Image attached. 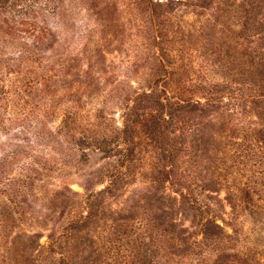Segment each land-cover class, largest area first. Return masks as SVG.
<instances>
[{"label": "rangeland", "instance_id": "rangeland-1", "mask_svg": "<svg viewBox=\"0 0 264 264\" xmlns=\"http://www.w3.org/2000/svg\"><path fill=\"white\" fill-rule=\"evenodd\" d=\"M19 4L0 155L34 192L21 217L0 193L8 263L264 264V0Z\"/></svg>", "mask_w": 264, "mask_h": 264}, {"label": "trees", "instance_id": "trees-1", "mask_svg": "<svg viewBox=\"0 0 264 264\" xmlns=\"http://www.w3.org/2000/svg\"><path fill=\"white\" fill-rule=\"evenodd\" d=\"M22 0H0V8L4 9L5 11H12L14 14L19 13L21 15L24 11H17L16 7L21 5L19 4ZM19 2V3H18ZM32 6H27L25 10V14L31 12ZM24 8V7H23ZM2 30L3 28L0 27ZM1 61V59H0ZM6 94H2L1 100L4 101L7 97ZM1 112V111H0ZM0 117H2L0 113ZM3 118V117H2ZM5 120H2L0 123V129L2 133H5V136L7 137V134H9L11 127H7L5 125ZM46 127H44L45 129ZM40 128H32V130L36 133V135L39 137L44 136L41 132ZM47 134L50 136L53 133L47 132ZM18 146V145H17ZM19 149L16 148L14 151H10L8 149L4 150V153L0 155V193L7 192V197L9 201L12 203V205L15 207L17 212L19 213L20 217L26 213V207L23 205V202L21 201V196L33 194L34 191H30L28 189V180L27 178L22 177H14L11 175V161H14L19 156ZM18 161V159H17ZM40 169V163L37 161V159L32 157V161L27 163L23 170L25 172H28L30 175H34L36 172L40 173L38 169H36V165ZM43 168V166H41ZM37 187H40V185H37ZM92 196V195H91ZM17 219L19 221H23L21 218H15V216L10 212L9 208L7 207L6 203L1 202L0 203V264H9L8 260L10 258L12 246L8 242V237L10 235V232L13 230V228L23 227L25 226V223L23 222L21 225L17 224ZM41 223V222H40ZM62 235H65V233H61ZM61 234H59L61 236ZM53 235L48 244L50 246L55 247L57 243L61 244V241L59 238Z\"/></svg>", "mask_w": 264, "mask_h": 264}]
</instances>
